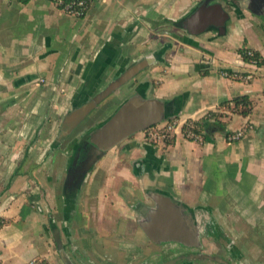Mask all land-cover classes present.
I'll return each mask as SVG.
<instances>
[{"label":"crops","instance_id":"obj_1","mask_svg":"<svg viewBox=\"0 0 264 264\" xmlns=\"http://www.w3.org/2000/svg\"><path fill=\"white\" fill-rule=\"evenodd\" d=\"M107 89L56 145L67 114ZM239 96L253 108L223 117L228 137L184 138ZM149 101L155 126L173 125L165 140L150 142L133 113ZM121 111L123 137L95 149ZM206 236L264 264V0H93L83 18L50 0H0V264H221L190 257L208 256Z\"/></svg>","mask_w":264,"mask_h":264},{"label":"water","instance_id":"obj_2","mask_svg":"<svg viewBox=\"0 0 264 264\" xmlns=\"http://www.w3.org/2000/svg\"><path fill=\"white\" fill-rule=\"evenodd\" d=\"M147 62V61H146ZM135 69H140V68H132V70H130L131 72L135 71ZM136 70V71H137ZM135 71V72H136ZM129 72V73H131ZM132 72V73H133ZM134 72V73H135ZM128 74V73H127ZM130 75L126 76L129 78ZM115 85V84H114ZM113 85V87H114ZM109 93V90H105L104 92H102L101 94H99L98 96H96L95 98H93L92 100H90L85 106H83V108L81 109H73L69 114H67L65 120L61 123L58 134L56 136L55 139V144L56 145H60L63 143V141L70 136L71 132L74 130V128L76 127V125L78 124V122L85 116L86 113L82 114V112L86 111V108L89 107V109H92L95 107V105H97L103 98H105ZM134 115L136 116V118H138L140 121L142 122H148L147 124H145L144 126V130L148 129L152 126H155V123L157 120H151L154 117V109H153V102L149 101L146 102L145 104H142L141 106H139L136 110L133 111ZM124 114V112H120L118 114L117 117H115L111 123L109 124V126L107 127V129L102 130L97 132L90 140V142L95 145V149L98 148L102 149L104 148L106 145H109L110 143L114 142L115 140L123 137V135L125 134V130L124 127L121 126L120 124V116H122ZM69 117H72L70 120ZM152 121V122H149ZM106 139H110L108 141H105ZM99 154V152H98ZM169 200V199H168ZM169 204L172 205V207H177V211L179 213H184L186 211V209L184 208V206L182 204H178L176 202H173L171 200H169ZM186 219H190V215L186 216ZM186 240L181 239L182 242L186 243L188 246H198L197 241L196 240H190L189 236L186 237ZM190 257H198V258H203V259H208V260H212L221 264H227L224 260H222L219 257H211V256H204V255H197V256H190ZM180 258H176L174 260H170L168 262H165L163 264H175Z\"/></svg>","mask_w":264,"mask_h":264},{"label":"trees","instance_id":"obj_3","mask_svg":"<svg viewBox=\"0 0 264 264\" xmlns=\"http://www.w3.org/2000/svg\"><path fill=\"white\" fill-rule=\"evenodd\" d=\"M21 3H28L29 0H18ZM93 0H61V5L56 6L58 9L64 11L67 14H75L77 18H83L91 6ZM243 60L247 63L260 65V59L258 55L252 52V56L246 55V52L241 54ZM253 108L252 101L247 96H239L231 101H226L220 104L218 111L208 113L204 118L190 122L181 128L182 132L192 130L196 134L202 136L203 142L212 141V135L214 133H222L226 137L230 134L225 130V122L222 121L223 117L228 114H240L247 116L250 114ZM222 110L223 113H219Z\"/></svg>","mask_w":264,"mask_h":264},{"label":"rangeland","instance_id":"obj_4","mask_svg":"<svg viewBox=\"0 0 264 264\" xmlns=\"http://www.w3.org/2000/svg\"><path fill=\"white\" fill-rule=\"evenodd\" d=\"M124 99H125V96H121L119 98L120 101H117L115 104L113 103V101H110V103L108 104V106L106 108L109 107V108H113L115 110L124 101ZM113 109H111L110 111H112ZM95 113H92L90 116H93ZM90 116L80 125V127L83 126V125H85V124H87L86 122L88 121V119L90 118ZM157 126H154V127H157ZM166 131H167V129H166ZM145 134H147V133H145ZM206 237H208L207 238L208 241H204L205 245H204V247H202V248H200L198 250L199 251L198 253H205L206 252L205 254H208V256H211V255L212 256H217V257L221 258L222 260L224 259L225 262L226 261L229 262L230 264H257L259 262L258 255H254V256H251L250 257V256H247V255H245V256H241V255L238 256L233 251H231L230 254L228 253V251L230 250V249H228L229 246L236 247V248L237 247L240 248L242 246V243L239 242V241H231V242L230 241H226V239L228 237L227 236H224L225 241L224 240L221 241L220 242V246H214L213 245V243H214L213 239L214 238L211 237V236H206ZM141 238L143 239L144 237L141 235ZM149 245L150 246H154V248H159L158 246L152 245L151 243H149ZM159 252L160 251L158 249H156L155 256H157L159 254ZM177 252H179V254H177V255L192 254V253H194V252H191V251H186L187 253H185V251H183V250H179ZM184 258H186V257H184ZM140 262H141V260H140ZM206 263L209 264L210 262H206ZM195 264H198V263L196 262ZM202 264H205V263H202ZM210 264H213V263H210Z\"/></svg>","mask_w":264,"mask_h":264},{"label":"built area","instance_id":"obj_5","mask_svg":"<svg viewBox=\"0 0 264 264\" xmlns=\"http://www.w3.org/2000/svg\"><path fill=\"white\" fill-rule=\"evenodd\" d=\"M50 2H52L55 6L61 5V0H50ZM73 14L74 16H78ZM246 55L251 57L252 56V52L251 51H247ZM246 81L250 80V76H246L244 78ZM172 124H169L167 126L164 127H150L148 129H146V138L150 141V142H155L157 140H165L167 138H169L170 136V132L172 131ZM167 129V131H166ZM243 131H238L235 134H233L232 136L229 137V140H237L242 136ZM183 136L185 139L189 140V141H194V142H202V136L196 134L195 132H193L192 130H188L186 132L183 133ZM30 264H47L46 261L44 259L41 258H36L30 261Z\"/></svg>","mask_w":264,"mask_h":264},{"label":"flooded vegetation","instance_id":"obj_6","mask_svg":"<svg viewBox=\"0 0 264 264\" xmlns=\"http://www.w3.org/2000/svg\"><path fill=\"white\" fill-rule=\"evenodd\" d=\"M82 163H83V158H78L76 156L70 158L67 171H69L70 173L68 174L69 180H71L69 182L70 184H72L73 187L76 186L78 183V179L80 177V168Z\"/></svg>","mask_w":264,"mask_h":264}]
</instances>
